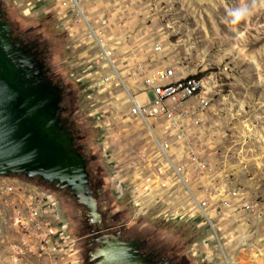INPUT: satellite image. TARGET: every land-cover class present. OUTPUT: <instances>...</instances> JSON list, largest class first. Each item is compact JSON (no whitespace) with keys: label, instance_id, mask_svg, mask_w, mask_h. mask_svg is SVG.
<instances>
[{"label":"rangeland","instance_id":"rangeland-1","mask_svg":"<svg viewBox=\"0 0 264 264\" xmlns=\"http://www.w3.org/2000/svg\"><path fill=\"white\" fill-rule=\"evenodd\" d=\"M79 4L84 20L63 0H0V14L12 35L39 51L46 79L60 88L101 233L141 243L168 264H264V0ZM137 64L210 79L205 107L194 97L177 106L189 144L161 119L147 128L127 115L126 92L142 98ZM191 150L206 164L202 177L192 171ZM232 188L241 210L221 205ZM34 193L51 196L66 224L67 245L56 256L40 252L22 223ZM84 213L37 176L0 174V264H90L97 244Z\"/></svg>","mask_w":264,"mask_h":264},{"label":"water","instance_id":"water-1","mask_svg":"<svg viewBox=\"0 0 264 264\" xmlns=\"http://www.w3.org/2000/svg\"><path fill=\"white\" fill-rule=\"evenodd\" d=\"M7 34V24L0 21V174L22 173L54 181L55 188L65 189L84 206L94 223L97 244L89 253L88 260L94 259L91 264H156L138 252L132 239L101 233L102 216L88 187L84 158L72 149L70 131L62 132L59 126L60 88L40 80L43 73L37 71L43 65L32 67L30 56L23 57Z\"/></svg>","mask_w":264,"mask_h":264},{"label":"built area","instance_id":"built-area-1","mask_svg":"<svg viewBox=\"0 0 264 264\" xmlns=\"http://www.w3.org/2000/svg\"><path fill=\"white\" fill-rule=\"evenodd\" d=\"M63 2L67 4L69 11L75 12L80 19L84 20L79 4L80 0H63ZM90 31L92 33L91 29ZM93 38L101 54L111 64L110 50L105 48V43L95 34ZM155 48L159 49L160 46L156 44ZM134 72L140 79L142 98H137L134 93L131 95L126 92L129 100L127 115L137 118L147 128L151 127L148 124V120L161 119L171 130L178 131L179 140L181 139L183 143L189 144V136L179 127L180 112H177V106L182 101L194 97L199 106L205 107L208 104V93H211V89H207L211 82L209 81L210 79L204 80L195 76L173 78L174 72L170 68H159L150 71L144 64L135 65ZM165 101H170L171 106H166L164 104ZM159 146L161 148L166 147L167 143L163 142ZM190 152L192 171L197 176L202 177L207 171L206 164L199 160L195 150ZM178 170L174 168L175 172H178ZM10 189L12 188L8 187V190ZM239 196V192L232 188L229 190L227 198L221 201V205L226 208H232L234 211L241 210L243 206ZM54 206V199L51 196L44 193H34L29 204L26 205V217L22 221L25 227H30L34 231L39 247L38 250L43 254L52 256H56L67 245L65 240L68 238L66 224L57 219Z\"/></svg>","mask_w":264,"mask_h":264},{"label":"flooded vegetation","instance_id":"flooded-vegetation-1","mask_svg":"<svg viewBox=\"0 0 264 264\" xmlns=\"http://www.w3.org/2000/svg\"><path fill=\"white\" fill-rule=\"evenodd\" d=\"M0 21L1 22H4L3 19H2V14H0ZM8 26V25H7ZM12 40L10 41V44H14L17 42V47L21 53V55L24 57V56H30L29 60H28V63L33 67V66H39V65H42L41 62H40V55H39V51L32 45V44H29L27 43L26 41H24L22 38L18 37V36H14L12 35L9 27H8V34H7V39H11ZM37 73H43V76H39L40 77V80L43 82V83H50L52 84L53 86L57 87V84L54 82V80L52 79H46L45 77V72H44V67L39 69L37 71ZM58 119H59V126L61 128V131L62 132H65L66 130L70 131V133L68 134V136L72 137L73 139V136L71 135L72 134V131H71V128H70V123L67 122L66 118L64 117H61V112H60V109L58 110ZM47 183H49L50 185H52L54 187V184L55 182L54 181H46ZM89 185V183H88ZM67 193V191L65 189H62ZM69 195V194H68ZM70 196V195H69ZM72 197V196H71ZM73 200H74V197H72ZM76 203V202H75ZM77 205L79 206H82L78 203H76ZM84 208V215L85 217L87 218V222H89L88 220V216L86 214V208L84 206H82ZM100 215H102L101 213H99ZM103 222V217H102V220L100 221L99 225H101ZM93 223V222H92ZM94 225V223H93ZM120 239V238H119ZM94 249V248H93ZM93 251V250H92ZM138 252L143 254V255H149L150 258L156 263H161V257L156 255L154 252L150 251V250H145V248L141 245V243L138 245ZM93 261L90 260V264L92 263Z\"/></svg>","mask_w":264,"mask_h":264},{"label":"bare ground","instance_id":"bare-ground-1","mask_svg":"<svg viewBox=\"0 0 264 264\" xmlns=\"http://www.w3.org/2000/svg\"><path fill=\"white\" fill-rule=\"evenodd\" d=\"M91 214H93V216H96L97 215L96 212H93V211H91ZM91 261H94V259H91Z\"/></svg>","mask_w":264,"mask_h":264},{"label":"crops","instance_id":"crops-1","mask_svg":"<svg viewBox=\"0 0 264 264\" xmlns=\"http://www.w3.org/2000/svg\"><path fill=\"white\" fill-rule=\"evenodd\" d=\"M140 87V86H139ZM140 90H141V88H140ZM251 255H253V254H251ZM258 259H255V260H253V264H256V262L255 261H257ZM258 263V262H257ZM251 264V263H250Z\"/></svg>","mask_w":264,"mask_h":264},{"label":"clouds","instance_id":"clouds-1","mask_svg":"<svg viewBox=\"0 0 264 264\" xmlns=\"http://www.w3.org/2000/svg\"><path fill=\"white\" fill-rule=\"evenodd\" d=\"M239 19H240L239 15H236V20H239Z\"/></svg>","mask_w":264,"mask_h":264},{"label":"trees","instance_id":"trees-1","mask_svg":"<svg viewBox=\"0 0 264 264\" xmlns=\"http://www.w3.org/2000/svg\"><path fill=\"white\" fill-rule=\"evenodd\" d=\"M195 77L199 78V77H201V75L200 74L199 75H195Z\"/></svg>","mask_w":264,"mask_h":264}]
</instances>
